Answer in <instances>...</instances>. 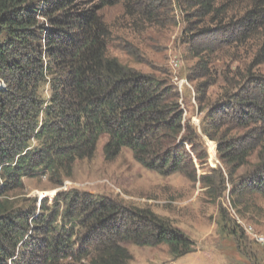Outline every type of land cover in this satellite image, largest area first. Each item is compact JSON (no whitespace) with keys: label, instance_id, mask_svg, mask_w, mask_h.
<instances>
[{"label":"trees","instance_id":"trees-1","mask_svg":"<svg viewBox=\"0 0 264 264\" xmlns=\"http://www.w3.org/2000/svg\"><path fill=\"white\" fill-rule=\"evenodd\" d=\"M175 1L213 21L233 2ZM119 4L125 15L148 22L158 6L157 0H0V264H129L128 242L163 244L174 259L192 252L188 238L149 211L131 213L76 191L38 202L25 190L24 180L44 178L61 188L77 163L94 158L101 140L106 163L128 150L158 174L192 166L184 146L199 137L184 125L173 87L107 53L111 33L102 13ZM243 10L235 25L261 32L259 48L245 75L226 78L217 103L204 108L201 134L216 142L231 181L244 170L229 193L234 209L248 210L256 195L264 199V74L253 73L264 65V0H250ZM206 92L201 104L209 102ZM221 224L251 238L235 221ZM252 243L262 255L241 251L264 262V249Z\"/></svg>","mask_w":264,"mask_h":264},{"label":"rangeland","instance_id":"rangeland-1","mask_svg":"<svg viewBox=\"0 0 264 264\" xmlns=\"http://www.w3.org/2000/svg\"><path fill=\"white\" fill-rule=\"evenodd\" d=\"M230 1L233 2L227 13L216 21L211 20V15L204 17L194 10L179 8L186 6L175 0H157V12L151 22L145 17L125 15L122 4L102 13L111 33L109 57L133 71L156 77L178 94L184 125L199 137L191 140L188 131L191 143H186L184 150L192 166L184 172L158 174L140 166L128 150L106 163L101 140L94 158L77 163L73 177L64 180L61 188H54L45 178L24 180L28 197L38 202L52 201L57 195L72 191L99 197L131 213L149 211L192 243L190 254L174 259L163 244L138 246L128 242L124 248L131 256L129 264H256L243 254L241 246L251 254H263L252 242L254 235L264 237V199L256 195L252 200L248 196L246 201H253L250 209L233 208L231 183L244 170L236 172L231 181L218 159L216 142L201 134L207 110L204 108L217 103L226 78L239 81L245 75L261 42V32L244 33L235 25L250 0ZM253 73L263 75L264 65ZM204 88L209 102L201 104L199 94ZM204 125L211 127L208 121ZM223 219L235 221L253 240L244 234L239 238L240 229L233 228L238 236L230 234L221 224ZM131 224L126 227L131 228Z\"/></svg>","mask_w":264,"mask_h":264},{"label":"bare ground","instance_id":"bare-ground-1","mask_svg":"<svg viewBox=\"0 0 264 264\" xmlns=\"http://www.w3.org/2000/svg\"><path fill=\"white\" fill-rule=\"evenodd\" d=\"M247 232H248V231H247ZM247 232H246V233H247ZM247 235H249V234H247ZM253 239H254L255 242L264 243V237H263V236H257V235H254V236H253Z\"/></svg>","mask_w":264,"mask_h":264},{"label":"built area","instance_id":"built-area-1","mask_svg":"<svg viewBox=\"0 0 264 264\" xmlns=\"http://www.w3.org/2000/svg\"><path fill=\"white\" fill-rule=\"evenodd\" d=\"M258 245H260L264 249V243L256 242Z\"/></svg>","mask_w":264,"mask_h":264}]
</instances>
